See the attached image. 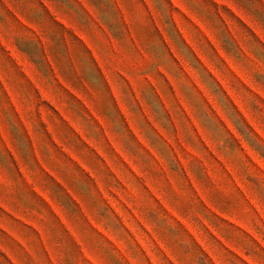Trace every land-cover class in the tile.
<instances>
[{"label":"rangeland","instance_id":"rangeland-1","mask_svg":"<svg viewBox=\"0 0 264 264\" xmlns=\"http://www.w3.org/2000/svg\"><path fill=\"white\" fill-rule=\"evenodd\" d=\"M0 264H264V0H0Z\"/></svg>","mask_w":264,"mask_h":264}]
</instances>
